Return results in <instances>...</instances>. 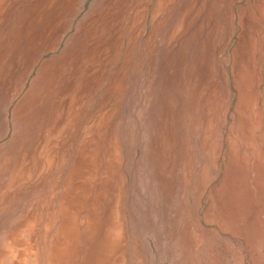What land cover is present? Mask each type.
<instances>
[{"label":"rangeland","instance_id":"1","mask_svg":"<svg viewBox=\"0 0 264 264\" xmlns=\"http://www.w3.org/2000/svg\"><path fill=\"white\" fill-rule=\"evenodd\" d=\"M8 185L0 264H264V0H0Z\"/></svg>","mask_w":264,"mask_h":264},{"label":"bare ground","instance_id":"2","mask_svg":"<svg viewBox=\"0 0 264 264\" xmlns=\"http://www.w3.org/2000/svg\"><path fill=\"white\" fill-rule=\"evenodd\" d=\"M14 132V131H13ZM20 167V166H19ZM20 169V168H19ZM13 189V186L12 185H8V187H6L5 188V190H4V192H3V194L0 196V207H1V204L3 203V201H4V199L6 198V196H7V194L8 193H10L11 192V190ZM61 217V216H60ZM61 222V221H60ZM60 233V232H59ZM110 233H112V232H110ZM61 235V234H60ZM66 237H68V235L66 236ZM11 239V238H10ZM9 242V241H8ZM10 243V242H9ZM11 245V244H10ZM110 247V246H109ZM105 249V248H104ZM110 249H112V248H110ZM109 249V250H110ZM9 257V256H8ZM7 257V258H8ZM6 258V259H7ZM5 257H4V259H2V260H0V263L1 262H4L5 260ZM11 262L9 261V263L8 264H10Z\"/></svg>","mask_w":264,"mask_h":264},{"label":"crops","instance_id":"3","mask_svg":"<svg viewBox=\"0 0 264 264\" xmlns=\"http://www.w3.org/2000/svg\"><path fill=\"white\" fill-rule=\"evenodd\" d=\"M13 127H12V123L10 124V135L12 136V133H13Z\"/></svg>","mask_w":264,"mask_h":264}]
</instances>
